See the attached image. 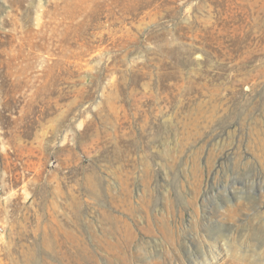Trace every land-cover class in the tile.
I'll return each instance as SVG.
<instances>
[{
    "label": "rangeland",
    "instance_id": "rangeland-1",
    "mask_svg": "<svg viewBox=\"0 0 264 264\" xmlns=\"http://www.w3.org/2000/svg\"><path fill=\"white\" fill-rule=\"evenodd\" d=\"M226 246L264 264V0H0V264Z\"/></svg>",
    "mask_w": 264,
    "mask_h": 264
},
{
    "label": "bare ground",
    "instance_id": "bare-ground-1",
    "mask_svg": "<svg viewBox=\"0 0 264 264\" xmlns=\"http://www.w3.org/2000/svg\"><path fill=\"white\" fill-rule=\"evenodd\" d=\"M228 245V244H227ZM230 246V245H229ZM229 246H226V252H228L229 257L225 258L222 264H249V261H246L244 256L233 253Z\"/></svg>",
    "mask_w": 264,
    "mask_h": 264
}]
</instances>
